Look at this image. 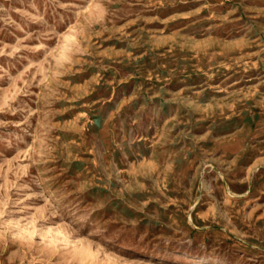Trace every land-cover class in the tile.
I'll return each mask as SVG.
<instances>
[{
	"label": "rangeland",
	"instance_id": "rangeland-1",
	"mask_svg": "<svg viewBox=\"0 0 264 264\" xmlns=\"http://www.w3.org/2000/svg\"><path fill=\"white\" fill-rule=\"evenodd\" d=\"M0 264H264V0H0Z\"/></svg>",
	"mask_w": 264,
	"mask_h": 264
},
{
	"label": "bare ground",
	"instance_id": "bare-ground-1",
	"mask_svg": "<svg viewBox=\"0 0 264 264\" xmlns=\"http://www.w3.org/2000/svg\"><path fill=\"white\" fill-rule=\"evenodd\" d=\"M198 258H199V257H198ZM200 259L203 260V259H205V258L201 257Z\"/></svg>",
	"mask_w": 264,
	"mask_h": 264
}]
</instances>
